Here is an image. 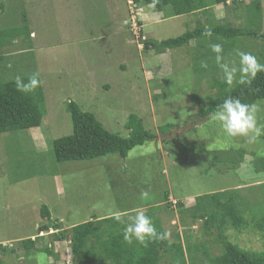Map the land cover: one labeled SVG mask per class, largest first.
Masks as SVG:
<instances>
[{"label":"rangeland","instance_id":"374dc122","mask_svg":"<svg viewBox=\"0 0 264 264\" xmlns=\"http://www.w3.org/2000/svg\"><path fill=\"white\" fill-rule=\"evenodd\" d=\"M259 2L264 11V0H244L237 8L233 3L227 9L214 7L213 14L218 24L252 29ZM23 14L31 39H18L6 53L18 59L20 75L38 73L47 113L40 128L0 135V246L10 250L0 249L4 264H74L69 241H56L53 229L40 233L50 223L42 216L43 206L49 208L51 222L62 223L64 230L117 213L126 215L125 221L139 209L170 231L171 241L178 233L185 248L203 244L213 255L220 254L223 246L216 235L203 232L204 219L191 220L182 211L199 198L225 191L250 208L242 207L248 227L241 232L229 227L225 237L245 251L264 252V233L252 219L264 213V173L256 170L264 157V136L250 144L243 136L227 135L213 117H199L196 93L214 98L229 88H222L223 78L222 84L216 82L215 73L195 71V42L164 54L145 50L143 44L145 39L181 37L195 30L201 17L210 26L207 16H172L169 8L154 13L151 8L135 9L130 0H0V29L22 26ZM238 50L259 60L264 41L241 39ZM232 58L224 56L239 66L237 53ZM69 102L122 137L130 134V115H138L158 138L135 148L126 159L111 154L58 163L54 142L73 134ZM258 104V119L264 124V102ZM166 125L175 128L161 134L160 127ZM240 149L247 155L237 165L223 154ZM30 238L37 250L49 248L53 255L29 257L22 241Z\"/></svg>","mask_w":264,"mask_h":264},{"label":"trees","instance_id":"16d2710c","mask_svg":"<svg viewBox=\"0 0 264 264\" xmlns=\"http://www.w3.org/2000/svg\"><path fill=\"white\" fill-rule=\"evenodd\" d=\"M229 1L132 0L135 8L151 6L155 13H161L169 8L172 16L197 13L199 17L205 15L210 20L211 25L207 26L202 21L203 17L199 18L195 30L178 38L165 41L146 39L143 42L145 50L153 49L158 54H164L184 47L189 48L195 42V71L202 75L215 73L216 82L220 81L219 79H222L223 76L219 73L221 69L216 63V53L211 50L210 45L222 44V55L228 56L232 60L233 55L237 53L241 39L254 38L264 41V11L260 2L258 19L254 18L253 21H250L252 29L236 28L231 27L228 23L218 24L216 22L213 8L220 5L230 8ZM233 4L237 8L244 4V0H234ZM2 7L4 8V6ZM251 7L252 5H249L247 10L249 11ZM23 23L22 26L0 29V135L22 133L40 128L47 113L46 96L41 84L33 92L24 93L17 90L16 76H20L27 83L31 75H20L18 59L6 53V49L14 45L18 39H24L23 42L31 39L32 31L27 25L26 14H23ZM258 61L264 64V50ZM202 62L207 63L206 69L201 67ZM224 62L226 61L224 60ZM7 75L14 77L6 78ZM38 79L40 80L39 75ZM218 83L222 84L221 81ZM223 86L229 89L214 98L211 96L200 97L197 93L194 95L195 102L200 105L199 117L201 119L212 118V114L218 110V106L228 97L239 98L243 103L264 102V72L258 73L251 84L234 82L231 86L226 83L222 84V88ZM67 111L73 121V134L54 142L53 150L58 163L92 161L111 154H117L122 159H126L135 148L144 146L147 142L158 138V134L145 129L143 120L135 114L130 115L129 122L126 124V128L130 131L129 136L122 137L108 131L93 113L83 111L80 105L75 102L68 103ZM260 120H262L261 116ZM174 128L175 125H166L160 127L159 131L161 134H168ZM223 154L231 164L237 165L244 161L247 152L240 149L227 151ZM222 160L220 155L217 156V162ZM256 170L259 173H264V157L259 158L256 162ZM169 196L170 194L166 195L167 200ZM242 201L239 200V197L236 198L230 192L225 191L199 198L194 206L182 211L183 214H188V218L191 220L204 219L203 232L205 236L216 235L215 241L223 246V251L216 255L212 254L208 245L193 246L189 243L188 248H185L182 236L178 233L175 235L174 241L170 239L166 241L153 240L148 243L147 247L136 241L129 244L123 239V229L126 224L118 222L115 215L64 230L62 223L51 222L50 210L47 206H43L42 216L50 223L40 227L39 230L42 233L53 229L56 232L53 234L56 241H69L74 255V264H264V252L245 251L225 237V230L229 227L239 232L248 227L244 216L245 209L242 207L245 205L246 209L250 210V208H247L249 204L246 205L247 203L243 199ZM121 217L123 221L126 215ZM151 218L153 219V217ZM252 219L255 222L254 227L264 233V213L257 216L254 214ZM154 223L156 225L155 221ZM156 227L158 231H165L163 226ZM22 245L29 257L38 252L46 253L49 256L53 255L49 248L37 250L36 241L31 238L22 241ZM0 249L7 253L10 252L7 247L2 245ZM0 264H4V262L0 260Z\"/></svg>","mask_w":264,"mask_h":264},{"label":"clouds","instance_id":"9594fccd","mask_svg":"<svg viewBox=\"0 0 264 264\" xmlns=\"http://www.w3.org/2000/svg\"><path fill=\"white\" fill-rule=\"evenodd\" d=\"M233 1L234 0H230L228 5L230 6ZM130 6H134L132 0H130ZM146 8H151L153 10L151 6ZM146 8L139 9L142 10ZM132 14H134L133 10ZM134 21L135 19L131 20L132 29ZM210 47L211 50L216 53V63L223 71L224 82L229 86L234 82L251 84L258 73L264 72V64L260 63L257 57L250 52L237 50L239 66H236L235 62L232 64L224 62L222 44L216 43L210 45ZM201 67L206 69L208 65L206 62H202ZM41 83L42 81L38 79V73L30 76L27 83H25L20 76H16L15 78L17 90L24 93L33 92ZM260 111L261 107L257 103H243L239 98L228 97L218 106V110L212 115L214 119L221 122L227 135L233 137L243 136L247 139L248 143L253 144L264 136V124H261L258 119V113ZM147 195V192L142 193V197H146ZM115 219L118 222H124L126 224L123 229V239L129 244L136 241L147 247L150 241H166L171 237L170 231H158L153 219L139 209L135 210L134 214L128 215L126 222L122 221V217L119 213L115 215Z\"/></svg>","mask_w":264,"mask_h":264},{"label":"crops","instance_id":"0c3cea01","mask_svg":"<svg viewBox=\"0 0 264 264\" xmlns=\"http://www.w3.org/2000/svg\"><path fill=\"white\" fill-rule=\"evenodd\" d=\"M220 6H223V5H220ZM220 6H215V8H219ZM225 9H227V7H225V6H223ZM214 8V9H215ZM214 13V12H213ZM215 14V13H214ZM215 16V15H214ZM215 18H216V16H215ZM217 20V19H216Z\"/></svg>","mask_w":264,"mask_h":264}]
</instances>
